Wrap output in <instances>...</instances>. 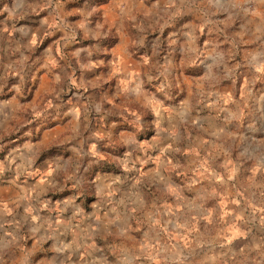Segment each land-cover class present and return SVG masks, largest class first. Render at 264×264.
<instances>
[{
    "label": "rangeland",
    "instance_id": "374dc122",
    "mask_svg": "<svg viewBox=\"0 0 264 264\" xmlns=\"http://www.w3.org/2000/svg\"><path fill=\"white\" fill-rule=\"evenodd\" d=\"M8 183L0 264H264V0L0 1Z\"/></svg>",
    "mask_w": 264,
    "mask_h": 264
},
{
    "label": "crops",
    "instance_id": "0c3cea01",
    "mask_svg": "<svg viewBox=\"0 0 264 264\" xmlns=\"http://www.w3.org/2000/svg\"><path fill=\"white\" fill-rule=\"evenodd\" d=\"M0 1H2V0H0ZM1 6H2V4H1ZM25 155H22V156L20 155L19 159L21 161H20V163H17L16 166L20 167L21 164H23V162L25 160ZM45 181H47V184L49 187L53 186L55 183L54 177L51 175H50L49 179L46 177L40 178V182L44 183ZM13 189H14V187H13L12 183H8V185H6V184L0 185V195L1 194H9L12 192ZM32 191H33V189H31V190L28 189L25 192H27L29 195H31ZM35 194H36V192H35ZM109 223L111 226L109 225ZM106 225H108L109 227L103 229L104 222L102 219H99L95 222V228H97L99 230V232L101 234H103L104 231L108 232L109 229L111 230L110 232H113V227H116L118 225V221L117 220L108 221ZM62 226H63L62 221H59L57 223L55 221H52L47 226H44L43 224L38 225L37 223H34L33 225L30 226V231L32 232V234L33 233L35 234L34 237L36 239H55V237H59L58 239L62 242V244H64V245L61 244L60 247H57V249H56L58 251V254L54 258L55 264H69L71 261L77 259L79 256V254H78L79 251L76 250V248L73 251V250H70L67 245L65 246V244H67L66 243L67 238L64 236L65 233L61 228ZM92 232H94V231L92 230Z\"/></svg>",
    "mask_w": 264,
    "mask_h": 264
}]
</instances>
